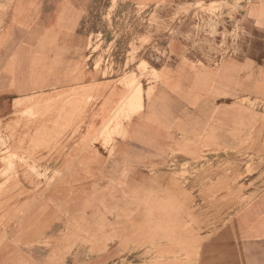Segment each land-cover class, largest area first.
Segmentation results:
<instances>
[{
    "label": "rangeland",
    "instance_id": "374dc122",
    "mask_svg": "<svg viewBox=\"0 0 264 264\" xmlns=\"http://www.w3.org/2000/svg\"><path fill=\"white\" fill-rule=\"evenodd\" d=\"M150 1L0 0V69L12 73L9 60L20 57L27 65L12 73L14 81L32 71V78L24 80L39 82L22 91L16 84L15 90L26 94L15 103L22 119L0 121L5 165L0 227L8 221L13 200L7 196L17 190L20 168L25 167L26 178L37 188L49 192L60 182L65 187L62 171L36 166L39 150L48 152L43 159L63 154L84 160L89 158L86 149H94V196L88 201L95 214L92 232L81 230L86 226L82 209L77 218L78 238H86L90 247H64L62 258L47 264H68L66 256L82 258L84 250L95 257L94 264H198L202 241L214 236L219 225L246 222L254 207L255 214L264 212V99L254 94L215 97L211 106L222 122L214 124L222 131L212 126L208 134L190 140L177 131L168 136L161 122H171L172 111L179 118L194 109L183 98L155 95L162 94L160 83L168 81L166 72L157 69L173 59L162 45L168 35H193L195 47L207 49L213 65L232 55L253 58L264 68V27L248 17L257 2ZM258 2L264 5V0ZM257 21L263 23L264 16L258 14ZM41 40L46 48L38 47ZM6 48L12 55L4 54ZM259 82L264 86V80ZM68 107L73 108L64 121L61 113ZM149 109L159 122L150 118ZM18 129L25 135L18 137ZM125 149L141 154L133 165H143L140 170L151 174L148 182H140L146 183L148 198L124 191L133 165L111 166ZM82 191L85 185L79 196Z\"/></svg>",
    "mask_w": 264,
    "mask_h": 264
},
{
    "label": "crops",
    "instance_id": "0c3cea01",
    "mask_svg": "<svg viewBox=\"0 0 264 264\" xmlns=\"http://www.w3.org/2000/svg\"><path fill=\"white\" fill-rule=\"evenodd\" d=\"M166 1L176 3L181 0ZM205 1L213 3L219 0ZM258 1L254 0L253 2ZM154 2L155 0L150 1L152 4ZM258 14L264 16V5H257L256 11L248 15L259 28L264 27V21L262 24L257 21ZM195 39L193 35L186 33L171 37L168 35L162 45L172 52L173 59L167 67L157 69L166 72L168 95L183 98V103L194 109L193 111L184 110L179 118L172 111L171 122L162 121L161 123L166 125L168 136L177 131V133L182 132L183 136L190 140L197 135L208 134V129L212 126L216 127L215 132L217 129L222 131L223 127L214 124L217 120L222 122L217 117L219 110L211 106L215 97L254 94L256 97L264 99V86L259 82L260 79L261 82L264 80L262 64L253 58L251 62L241 57L238 58L239 56L232 58L229 57L232 55H226L220 59V62H214L215 65H213L208 61V50L195 47ZM38 47L46 48L47 45L45 41L41 40L38 42ZM4 50L5 55H12L11 49ZM242 55L244 54L242 53ZM197 61H202L203 65L196 64ZM8 64L12 73H20L27 65V61L20 57H12ZM81 69L80 62L77 64V76L75 77L77 80L80 79ZM8 71V68L0 69V121L6 124L22 119L15 109V103L17 99L26 96V94L16 91V84L18 85L17 90L20 91L29 89L30 85H39L38 81L34 82L30 79L31 84H28L24 80V78H32V71L27 70L26 75L19 74L22 80L18 79L19 81L16 82L14 75ZM15 75L17 76V74ZM208 88L210 91L207 90ZM203 104H205L204 107ZM87 121L90 124L89 119ZM20 130L22 129L17 130L18 137L25 135V131ZM129 151V149H125L123 155L112 160L115 164L111 165V161L107 162L108 167L115 165V168L121 169V167L128 168L130 165L137 164L130 158H126V154L131 157L141 154L133 155ZM155 151L157 150L152 149V153L155 154ZM86 152L89 158L72 160L64 158L63 154L61 156L51 154L48 158L43 159L48 155V152L38 151L37 158L34 159V161H38L37 167L51 168L54 171L60 170L66 177L65 187L60 182L49 192L44 187H35L30 179L26 178L25 167L18 166L20 168L19 175L18 179H15V184L18 185L17 190L7 196V199L13 200L8 204V221L5 226L0 227V264L57 263L58 259L62 258L64 247H90V244L85 243L86 238L81 240L78 238L79 219H77L82 209L81 214L86 217V226H83L81 230L92 232L95 214L93 206H89L88 201H92L94 196V149L87 148ZM3 157L0 154V176L5 166ZM132 167L135 169L133 178L136 182H141L142 178L146 179L144 180L146 182L149 181L147 179L151 178V174L140 170L143 165H133ZM109 172L115 173L114 171ZM4 181L3 177L0 178V185ZM69 184L72 186L69 187ZM84 185L86 191H82L79 196L77 191L80 187L83 189ZM33 200L35 202H32ZM247 212L246 222L221 224L214 231V236L202 241L198 264H264V212L255 214V207ZM251 212H253L252 215ZM68 225L71 226L68 228ZM71 237H75V239ZM114 253H110V256ZM81 256L83 257L66 256V262L80 264V258L81 264H94L95 257L85 250L81 252Z\"/></svg>",
    "mask_w": 264,
    "mask_h": 264
},
{
    "label": "bare ground",
    "instance_id": "6f19581e",
    "mask_svg": "<svg viewBox=\"0 0 264 264\" xmlns=\"http://www.w3.org/2000/svg\"><path fill=\"white\" fill-rule=\"evenodd\" d=\"M260 4V2H257L255 5H254V7H255V9H256V7H257V5H259ZM254 13V12H253ZM261 24H262V22H260ZM90 83V82H89ZM87 84V83H86ZM91 84V83H90ZM91 85H93V84H91ZM160 86H161V88H162V90L160 91V92H162V94L160 95L159 94V92H157L156 94H155V92H154V94L155 95H157L159 98H163V99H166V94L168 95V91H167V84H165V83H160ZM79 91H80V93L82 92L81 91V89H78ZM48 93V92H47ZM40 94V93H39ZM45 94V93H44ZM46 95H48V94H46ZM46 95H45V97H46ZM88 96H89V94H87ZM36 96H39V95H36ZM115 96V95H114ZM129 96H130V94H129V92H127L126 94H125V97L127 98V101L129 100ZM43 97V96H42ZM87 97V96H86ZM36 98V97H35ZM35 98H34V100H35ZM85 98V97H84ZM37 99V98H36ZM38 99H39V97H38ZM40 100V99H39ZM44 100H46V99H44ZM43 100V101H44ZM48 100V99H47ZM80 100H82V96L80 95L79 96V98L77 99V101H80ZM29 101V100H28ZM37 101V100H36ZM77 101H73L72 100V104L74 105L75 104V102H77ZM32 104V103H31ZM16 105H17V103H16ZM72 105V106H73ZM114 105V104H113ZM112 105V106H113ZM18 107V106H17ZM30 108V107H29ZM51 108H52V106H51ZM69 108V107H68ZM66 108V109H64L63 111H62V113H61V118L64 120V121H68V119H69V112H68V114H66V115H64L67 111H69V110H72L71 108H73V107H71V108ZM47 109V108H46ZM49 109V108H48ZM140 109H142V107L140 108ZM35 110V109H34ZM50 110V109H49ZM41 111H43V110H41ZM167 111H168V109L166 108V107H163V109H162V114H163V116L165 115V114H167ZM34 112V111H33ZM39 112V111H38ZM50 112V111H49ZM47 113H48V110H47ZM149 115H150V118L152 119V120H155V121H158L159 122V120L161 119L160 117H158V116H156L154 113H153V109H149ZM167 116H168V114H167ZM52 118V117H51ZM59 121V120H58ZM62 121V120H61ZM60 121V122H61ZM63 123V122H62ZM119 124V123H118ZM136 125H138V124H136ZM135 125V126H136ZM99 129V128H98ZM139 132V131H138ZM143 135V134H142ZM94 137V136H93ZM141 138H142V136H141ZM25 140V139H24ZM158 151H160V150H158ZM164 154V153H163ZM165 157V156H164ZM126 158H130V160H134L135 159V157H131V156H128V154H126ZM137 161V160H136ZM85 165V164H84ZM139 165V164H138ZM146 177V176H145ZM143 179V181L144 180H146V179H144V178H142ZM148 180V179H147ZM112 190V189H111ZM122 190H123V188H122ZM1 191V190H0ZM124 191H125V193L126 194H128L129 196H132V197H142V196H144V195H146V194H148L149 192H148V190H147V187H146V183H144V182H142V183H140V182H136V180H134V178H133V173L132 174H130L129 175V177H128V179L126 180V182H125V186H124ZM2 192V191H1ZM146 197L148 198L149 196H147L146 195ZM145 197V198H146ZM147 202H148V200H147ZM49 207V206H48ZM47 207V208H48ZM29 210V209H28ZM14 219V218H13ZM50 223V222H49Z\"/></svg>",
    "mask_w": 264,
    "mask_h": 264
},
{
    "label": "built area",
    "instance_id": "2783aa9c",
    "mask_svg": "<svg viewBox=\"0 0 264 264\" xmlns=\"http://www.w3.org/2000/svg\"><path fill=\"white\" fill-rule=\"evenodd\" d=\"M247 2H251V0H248Z\"/></svg>",
    "mask_w": 264,
    "mask_h": 264
}]
</instances>
